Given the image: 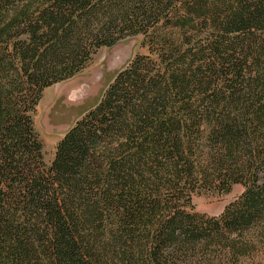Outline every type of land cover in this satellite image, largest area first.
<instances>
[{
  "label": "trees",
  "instance_id": "obj_1",
  "mask_svg": "<svg viewBox=\"0 0 264 264\" xmlns=\"http://www.w3.org/2000/svg\"><path fill=\"white\" fill-rule=\"evenodd\" d=\"M138 35L47 165L44 92ZM0 264H264V0H0Z\"/></svg>",
  "mask_w": 264,
  "mask_h": 264
},
{
  "label": "rangeland",
  "instance_id": "obj_2",
  "mask_svg": "<svg viewBox=\"0 0 264 264\" xmlns=\"http://www.w3.org/2000/svg\"><path fill=\"white\" fill-rule=\"evenodd\" d=\"M144 40L141 35L127 37L111 48L101 49L82 73L44 92L35 123L47 165H51L57 146L68 130L100 102L118 73L135 57L148 55ZM62 104L69 106L59 109ZM244 190L243 186L237 185L229 194L201 191L193 197V208L195 212L218 217Z\"/></svg>",
  "mask_w": 264,
  "mask_h": 264
},
{
  "label": "flooded vegetation",
  "instance_id": "obj_3",
  "mask_svg": "<svg viewBox=\"0 0 264 264\" xmlns=\"http://www.w3.org/2000/svg\"><path fill=\"white\" fill-rule=\"evenodd\" d=\"M68 106H69L68 104H65V105L62 104V105L59 106V109H61V108H63V107L68 108Z\"/></svg>",
  "mask_w": 264,
  "mask_h": 264
}]
</instances>
